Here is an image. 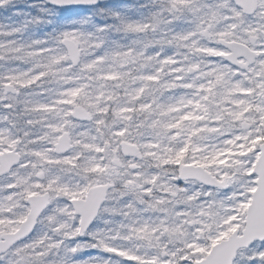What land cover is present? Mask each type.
<instances>
[{"label":"snow or ice","instance_id":"6c2138e0","mask_svg":"<svg viewBox=\"0 0 264 264\" xmlns=\"http://www.w3.org/2000/svg\"><path fill=\"white\" fill-rule=\"evenodd\" d=\"M0 264H264V0H0Z\"/></svg>","mask_w":264,"mask_h":264}]
</instances>
